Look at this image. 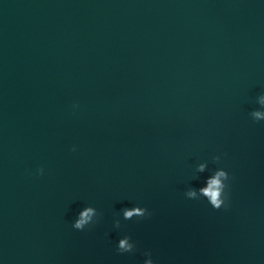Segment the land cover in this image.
I'll list each match as a JSON object with an SVG mask.
<instances>
[{
  "label": "water",
  "instance_id": "obj_1",
  "mask_svg": "<svg viewBox=\"0 0 264 264\" xmlns=\"http://www.w3.org/2000/svg\"><path fill=\"white\" fill-rule=\"evenodd\" d=\"M260 94L264 0H0V264H264ZM221 153L227 212L183 195Z\"/></svg>",
  "mask_w": 264,
  "mask_h": 264
},
{
  "label": "clouds",
  "instance_id": "obj_2",
  "mask_svg": "<svg viewBox=\"0 0 264 264\" xmlns=\"http://www.w3.org/2000/svg\"><path fill=\"white\" fill-rule=\"evenodd\" d=\"M259 108L252 110L249 113L250 119L255 123H264V94H260L257 98ZM73 111L79 108L78 104L72 106ZM71 151L75 152L74 146ZM223 153L212 156L211 163L217 165L215 168H209V161H204L196 165L193 176L195 179L200 180L203 177L199 187H188L183 195L187 200H202L207 205L216 211L223 210L227 212L231 206V186L233 177L222 165ZM36 176H43L44 169L37 168L35 171ZM133 209L135 211H133ZM151 212L146 207L133 205L125 207L121 210V220L131 221L148 219ZM100 220V213L91 205H85L76 214L71 227L76 231H86L94 228ZM113 228L120 229V222H113ZM116 252L120 255L134 254L137 250L135 241L128 235H123L116 241ZM143 264H156L151 252H144Z\"/></svg>",
  "mask_w": 264,
  "mask_h": 264
}]
</instances>
